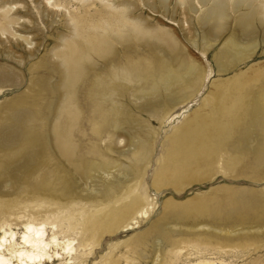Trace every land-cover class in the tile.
<instances>
[{
	"label": "rangeland",
	"instance_id": "obj_1",
	"mask_svg": "<svg viewBox=\"0 0 264 264\" xmlns=\"http://www.w3.org/2000/svg\"><path fill=\"white\" fill-rule=\"evenodd\" d=\"M23 1L25 4L17 7L27 17V20L20 19L15 26L20 35L11 36L0 33V72L8 70L19 76V80L16 81L17 86L6 87L0 93V130L6 132L13 129V131L16 130L15 133L31 131L37 135L38 143L43 148L45 147V155L33 164V173L24 184L26 193L20 196L13 195L10 199L14 200L16 208H24L29 204L26 214H28V210L29 213L41 215L56 214L55 222L59 225V237L70 235L75 238V244L80 243L76 245V252H73V259L68 262L69 264H82V261H85L86 264H107L109 262L127 264L123 257L124 253L135 258L133 261L130 259L128 264H153L151 243L148 241L146 256L140 257L141 248L135 244L136 237L149 232L152 225L160 219L168 220L169 223L172 221L169 227L173 231L194 230L197 233H203L204 228L189 229L187 227L189 223L186 222L187 214L184 212L187 211L189 201L202 199L209 193L214 196H222L228 190H231V194L241 191L242 197H252L264 204V161L258 158L262 146L259 143L255 149L248 151H242L238 147L232 148L231 152L221 161L224 172H216L219 166L217 164L216 167L209 170L210 173H207L208 177L206 175L207 178L204 180L195 179L199 174H204L202 169L193 166L178 168V165L170 163L167 157L175 136L179 133L177 131L188 118L203 105L210 109L213 108L214 101L210 98L214 82L223 80L228 83L226 86L230 89L225 95L228 96L225 102L229 105V101L234 100L230 104L231 110H233L231 114L239 113L237 109L241 107V99L239 100L238 97L244 98L245 94L251 97L260 95L259 92H262V88H264L263 27L257 24V32L253 38L257 47L251 56L246 57L236 66L232 65L233 67L228 68L227 71L220 72L216 66L217 54L228 45L231 38L238 40L239 43L247 38L246 32L236 24L240 11H231L229 0H225L226 18L222 21L224 24L222 30L214 27L212 29L213 22L211 21L206 26L199 24L197 18L201 11L200 6L195 2L191 7L179 6L176 0H169L166 7L162 8L157 4L156 10H154L141 0H131L137 1V14H142L152 26L170 32L179 44L177 55L198 64L203 72V78L196 92L191 93L187 100L177 104L171 111H169L170 108L162 110L157 117L151 115L148 111L149 105L145 106L144 102L134 105L129 99L123 101L124 105L130 109L132 118L130 117V126L121 130L125 136L118 139L116 134L118 131L112 127L109 115V102L99 101L92 94L95 73L91 72L78 91L77 99L82 110L80 122L75 128L76 140L80 144L78 155L94 162L128 166L129 171L132 169V173L128 181L125 176H117L112 180L97 177L90 187H87L85 186L86 181L81 179L80 174L71 171L69 165L60 158L51 141L53 124L60 117L63 106L58 93L61 74L51 51L58 42L59 34L67 31L65 24L68 12L77 17L91 19L104 12L103 6L98 0H87L86 2L55 0L53 2L59 3L60 8L58 9L47 5L46 0ZM193 6L197 12L193 11ZM44 10L45 15L42 14ZM2 23L3 18L0 16V26ZM207 30L210 34L205 37ZM153 43L155 44H142L128 49L118 45L114 57L104 61L100 60L97 63L98 77H104L109 70L119 69V66L140 65L138 67L146 81L143 80L142 84L139 82L135 84L141 85L144 90L151 89L147 77L150 78L152 70H160L164 63L169 64V61L175 59L171 57L173 52L166 45L156 41ZM202 45L206 50L201 48ZM247 80L251 83L244 85V88L241 89L242 86L239 82ZM19 115L25 117L23 126L19 125V121H17ZM235 117L237 118L236 115ZM11 123L13 125L10 128ZM129 134L139 140L141 146L140 150L130 154L127 145ZM145 151L148 152L147 157L142 156ZM9 155L1 151L0 163L6 164L16 159L13 154L11 155L13 158ZM25 158L27 159L28 156H25L23 161ZM158 177H160L159 181H157ZM110 180L114 182V187L106 189L105 182L109 183ZM190 180L192 182L188 184ZM125 186H130L133 193H126ZM115 192L120 194L121 199L125 202H129L135 194L140 195L142 203L148 201L151 205L149 213L146 215L147 218L141 219L136 228L132 230L127 231L123 228L116 230L114 228L112 233H99L100 237L95 239L94 247L88 251L87 244L95 240L92 239L91 231L84 230V223L89 218H101L107 209L105 204L99 202L104 199L106 194L113 195ZM51 199L53 200L51 201ZM57 201L64 202L65 205L60 207L61 204L59 205ZM40 203L43 206L38 208L36 204ZM111 206L117 207L119 204ZM60 210L63 213L57 216ZM228 210L230 207L225 206L222 212L218 213L220 216L217 217V220L222 221L224 213ZM237 213L238 211L231 209L232 218ZM227 225H229L226 226L227 228L243 226L238 219H231V223ZM16 229L20 233V227ZM208 231H213V228H209ZM247 231L241 230L236 234H231V237L245 235ZM248 233L251 234L249 231ZM263 234L264 229L262 230ZM158 235L160 241L155 244L158 254L161 255L159 261L160 264H166L169 259L164 241L166 238L164 235L163 237ZM183 236L185 235L181 234V237ZM239 249L233 251L234 253L228 252L221 256L226 262L224 264H264V242L251 246L249 251L242 247ZM184 253L185 255L175 264L196 263L197 255L188 256L187 250ZM55 264L66 263L56 262Z\"/></svg>",
	"mask_w": 264,
	"mask_h": 264
},
{
	"label": "bare ground",
	"instance_id": "obj_2",
	"mask_svg": "<svg viewBox=\"0 0 264 264\" xmlns=\"http://www.w3.org/2000/svg\"><path fill=\"white\" fill-rule=\"evenodd\" d=\"M46 1L50 7L60 8L59 3L53 2L55 0ZM76 1L86 2L87 0ZM98 1L102 4L104 12L95 18L77 17L68 12L65 24L67 31L59 34L58 42L51 51L61 74L58 93L60 102L63 103L62 113L52 127L51 141L60 158L69 165L71 171L80 174L81 179L86 181L85 186L87 187H90L97 177L112 180L117 176H125L128 181L132 173V169L129 171L128 166L94 162L78 155L80 144L76 140L75 128L82 115L77 99L78 91L91 72L95 73L92 94L99 101L109 102V115L112 127L118 131L116 132L118 139L125 136L121 130L130 126L132 118L130 109L124 105L123 101L129 99L134 105L144 102L145 106L149 105L148 111L151 115L157 117L162 110L170 108L169 111H171L177 104L187 100L191 93L196 92L203 78V72L198 64L177 55L179 44L170 32L152 26L142 14L136 13L137 1ZM141 1L154 10H156L157 4L164 8L169 2V0ZM176 1L179 6L192 7L193 2L197 3L201 11L197 18L200 25L206 26L211 21L213 22L212 29L213 27L218 30L224 28L222 21L226 18L225 0ZM229 2L231 11H240L236 24L246 32L247 38L241 43L231 38L228 45L217 54L216 66L220 72L227 71L228 68L236 66L246 57L251 56L257 47V43L253 39L257 32V24L264 30V0H229ZM24 4L23 0H0V16L3 18V23L0 26L2 35H20L15 26L20 19L27 20V17L19 9ZM193 11L197 12L194 6ZM43 13L45 15V10L42 11ZM205 34L207 37L210 33L207 30ZM26 39L30 41L27 37ZM154 41L171 49L173 52L171 57L175 59L169 61V64L164 63L160 70H152L150 78L147 77L151 89L144 90L141 85L135 84L138 82L142 84L143 80L146 81L138 67L140 65L119 66V69L109 70L104 77H98L97 63L100 60L104 61L114 57L118 45L128 49L142 44H155ZM201 48L206 50L204 45ZM18 80L19 76L11 71L0 72V93L6 87L17 86L16 81ZM250 83L249 80L239 82L242 86L241 89ZM226 84L228 83L223 80L213 83L212 97L210 98L214 101L213 108L210 109L203 105L193 113L177 131L179 133L176 134L171 145L172 148L167 153L169 162L178 165V168L193 166L202 169L204 174H199L195 178L196 180L206 179L207 173H210L209 170L216 167L217 164L219 166L216 172H224L221 161L231 152L232 148L238 147L242 151H248L255 149L259 143L262 146L258 158L264 161V88H262V92H259L258 97H251L248 94L243 95L244 98L238 97L239 100L241 99V107L237 109L239 113L231 114L233 110H231L230 104L234 100L229 101V105L225 102L228 99V96L225 95L230 89ZM23 116L17 117L19 125L22 126L25 118ZM12 125L11 123L10 128ZM15 131L13 129L6 132L0 130V152L10 154L11 158H13L12 154L16 157L12 161L13 163H0V264H55L56 262L69 264L68 262L73 259V252H76V245L80 243L75 244V238L70 235L59 237V225L55 222L56 214L41 215L29 213V210L26 214L29 204L24 208H16V203L10 199L13 195L20 196L26 193L24 184L33 173L32 166L45 155V147L43 148L38 143L37 135L31 131H18L17 133ZM224 135L227 137H223ZM139 144L140 141L131 134L127 142L129 154L140 150ZM146 155L148 156V152L145 151L142 156L147 157ZM25 156L28 158L23 161ZM17 162L18 164H16ZM209 178L211 179V176ZM111 180L109 183L105 182L106 189L114 187V182ZM159 180L160 177L157 178V181ZM188 182L190 184L192 180ZM125 192L133 193L130 186H125ZM206 196L208 197L206 198ZM141 200L139 194H135L129 202L122 200L121 195L117 192L113 195L106 194L104 199L99 202L105 204L106 213L99 219L89 218L84 223V230L91 231L92 239L95 240L100 237L99 233H112L114 228L116 230L123 228L127 231L135 229L141 219L147 218L146 215L150 210L151 204L148 201L142 203ZM212 202L218 203L211 204ZM58 204H61L60 207L65 205L64 202H58ZM112 204H119V206L112 207ZM36 206L39 208L43 205L40 203ZM225 206H229L230 210L224 213L222 221H218L217 217L220 216L218 213L222 212ZM231 209L238 211L233 218ZM62 213L60 210L57 216ZM184 213L187 214L186 222L189 223L187 224L189 229L204 228L205 231L203 233H197L194 230V232L191 230L187 232L173 231L169 227L172 221L169 223L168 220L160 219L152 225L149 232L136 237L135 244L141 248L140 257L146 256L149 241L153 248V264L161 263L159 261L161 255L158 254L155 244L160 241L158 234L162 237L164 235L166 238L164 239L166 244H164L169 254L166 264H175L185 255V250H187L188 256H198L195 264H224L225 260L221 258L224 254L238 251L240 247L248 250L251 246L264 242V234L262 235L264 204L252 197H242L241 191L231 194V190H228L222 196H214L209 193L202 199L189 201L187 211ZM231 219H238L243 226L227 228ZM207 220L209 221L207 222ZM18 227L21 229L20 233L16 229ZM211 227L213 231H208ZM241 230H248L251 234L247 231L245 235L231 237V234H236ZM181 234L185 236L181 237ZM95 242L96 240L87 244L88 251L92 250ZM88 253L85 254L88 255ZM123 257L127 264L130 259L131 261L135 259L127 253H124ZM84 263L85 261H82V264ZM190 264L192 263L190 262Z\"/></svg>",
	"mask_w": 264,
	"mask_h": 264
}]
</instances>
